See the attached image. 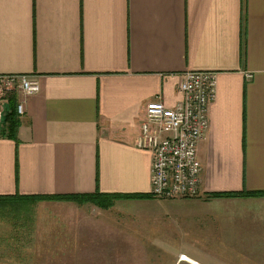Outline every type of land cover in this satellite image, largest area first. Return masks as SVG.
<instances>
[{
	"label": "crops",
	"instance_id": "1",
	"mask_svg": "<svg viewBox=\"0 0 264 264\" xmlns=\"http://www.w3.org/2000/svg\"><path fill=\"white\" fill-rule=\"evenodd\" d=\"M187 72L217 74L203 195L163 201L201 208L176 213L207 233L235 219L239 248L264 250V197L207 198L264 192V0H0V75L41 86L16 140L0 137V197L150 194L153 157L136 147L145 108L161 97L175 109ZM151 200L162 201L5 200L21 216L0 222V264H98L112 212Z\"/></svg>",
	"mask_w": 264,
	"mask_h": 264
},
{
	"label": "built area",
	"instance_id": "2",
	"mask_svg": "<svg viewBox=\"0 0 264 264\" xmlns=\"http://www.w3.org/2000/svg\"><path fill=\"white\" fill-rule=\"evenodd\" d=\"M40 90L33 75H0V131L5 126L11 100L16 98L17 114L23 116L27 100ZM179 92L182 99L175 109L166 107L161 97L146 105V119L136 141L138 149L152 154L150 194L159 200L203 195L198 147L209 129V111L217 98V74L187 72Z\"/></svg>",
	"mask_w": 264,
	"mask_h": 264
},
{
	"label": "rangeland",
	"instance_id": "3",
	"mask_svg": "<svg viewBox=\"0 0 264 264\" xmlns=\"http://www.w3.org/2000/svg\"><path fill=\"white\" fill-rule=\"evenodd\" d=\"M37 202L31 200L30 209L35 208ZM9 204L1 205L0 203V222L12 223L19 220L21 214L17 216L14 211L18 207L16 202ZM179 204L151 200L123 204L122 207H118L112 212L110 219L115 225H112V228L107 229L105 233L95 231L104 238L97 244L98 249L104 251L97 256L99 259L96 263L177 264V260L181 262L180 254L184 253L200 264H264V250L260 246H258L259 249L254 247L241 249L239 245L242 244L235 242L238 225L235 219L221 218V225L225 228L224 233H207L206 231L210 228L201 229L200 217L186 214L187 217L181 219L177 216V213L182 211L186 213L195 211L196 207L180 208ZM231 206L232 204L226 205L225 209H236ZM253 236V234L247 235L248 238ZM254 240L257 244H261L259 239ZM250 245L253 246V242Z\"/></svg>",
	"mask_w": 264,
	"mask_h": 264
},
{
	"label": "trees",
	"instance_id": "4",
	"mask_svg": "<svg viewBox=\"0 0 264 264\" xmlns=\"http://www.w3.org/2000/svg\"><path fill=\"white\" fill-rule=\"evenodd\" d=\"M11 105V112L5 119V124H8V129L5 127L0 131V137H8L16 140V132L20 126L18 114L16 111V105ZM15 107V109H14ZM210 196V197H209ZM207 198H241V197H264V192H240V193H215L209 195ZM14 198H21L26 200L35 201H65V202H76L78 204H94L102 209H111L117 201L129 200V201H140L152 199L151 194H102L97 191L94 194L87 195H64V196H33V197H22L17 195L16 197H0V203H4L5 200L10 201Z\"/></svg>",
	"mask_w": 264,
	"mask_h": 264
},
{
	"label": "bare ground",
	"instance_id": "5",
	"mask_svg": "<svg viewBox=\"0 0 264 264\" xmlns=\"http://www.w3.org/2000/svg\"><path fill=\"white\" fill-rule=\"evenodd\" d=\"M183 256V258L181 259V257ZM180 261L181 262H187V263H190V264H198V263H194L193 261H191L186 255H181L180 256Z\"/></svg>",
	"mask_w": 264,
	"mask_h": 264
}]
</instances>
